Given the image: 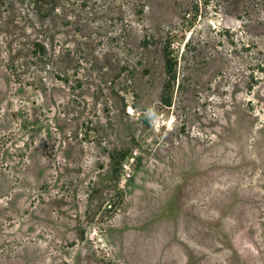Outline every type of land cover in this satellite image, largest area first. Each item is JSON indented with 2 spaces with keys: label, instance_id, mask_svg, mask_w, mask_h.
I'll return each mask as SVG.
<instances>
[{
  "label": "rangeland",
  "instance_id": "rangeland-1",
  "mask_svg": "<svg viewBox=\"0 0 264 264\" xmlns=\"http://www.w3.org/2000/svg\"><path fill=\"white\" fill-rule=\"evenodd\" d=\"M0 264H264V0H0Z\"/></svg>",
  "mask_w": 264,
  "mask_h": 264
},
{
  "label": "trees",
  "instance_id": "trees-1",
  "mask_svg": "<svg viewBox=\"0 0 264 264\" xmlns=\"http://www.w3.org/2000/svg\"><path fill=\"white\" fill-rule=\"evenodd\" d=\"M170 60H171L170 57H168V59H167V64H168V66L171 65V64H170V62H171Z\"/></svg>",
  "mask_w": 264,
  "mask_h": 264
}]
</instances>
